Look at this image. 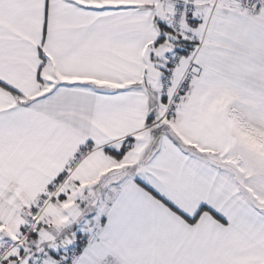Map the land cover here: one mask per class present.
Wrapping results in <instances>:
<instances>
[{
	"label": "snow or ice",
	"instance_id": "1",
	"mask_svg": "<svg viewBox=\"0 0 264 264\" xmlns=\"http://www.w3.org/2000/svg\"><path fill=\"white\" fill-rule=\"evenodd\" d=\"M0 264H264V0H0Z\"/></svg>",
	"mask_w": 264,
	"mask_h": 264
}]
</instances>
